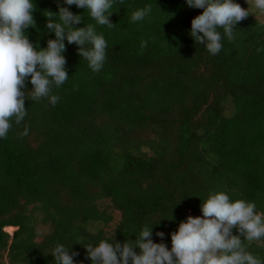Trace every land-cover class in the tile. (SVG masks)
I'll list each match as a JSON object with an SVG mask.
<instances>
[{"label": "trees", "instance_id": "obj_1", "mask_svg": "<svg viewBox=\"0 0 264 264\" xmlns=\"http://www.w3.org/2000/svg\"><path fill=\"white\" fill-rule=\"evenodd\" d=\"M58 2L82 16L74 27L103 35L106 61L93 72L65 41L69 77L53 85L54 106L33 101L27 79V115L0 138V264H56L58 243L79 253L75 264H92L84 246L134 241L146 225L170 250L171 233L215 192L264 214V24L244 1L234 0L249 16L232 41L217 29L216 55L190 35L203 9L186 0H114L112 28L64 0H33L25 34L40 48L55 39L46 16ZM245 244L264 260V238Z\"/></svg>", "mask_w": 264, "mask_h": 264}, {"label": "clouds", "instance_id": "obj_2", "mask_svg": "<svg viewBox=\"0 0 264 264\" xmlns=\"http://www.w3.org/2000/svg\"><path fill=\"white\" fill-rule=\"evenodd\" d=\"M264 14V0H247ZM67 5L86 9L99 25L115 26L109 19L114 0H64ZM191 8L203 9L191 22L190 35L195 42L206 46L212 54L222 49L221 33L229 41L235 39L236 25L249 16L234 0H186ZM57 13L46 17V27L55 33L46 48L34 45L25 30L36 26L33 0H0V138H6L12 121L19 126L27 115L25 107L26 81L30 77L33 88L29 91L33 101L49 98L54 106L59 97L51 95L53 85L60 87L69 75L66 70L65 41L78 45V54L88 61L93 72L102 70L106 61L107 42L97 34L93 25L74 27L83 22L68 7L60 6ZM152 10L146 5L132 13L131 21H142ZM53 14L58 16V21ZM202 34V35H201ZM90 45L91 47H87ZM141 52L147 41H141ZM28 135L25 126L19 137ZM202 216L189 215L180 222L178 231L171 233V249L165 243L152 240V228L147 225L135 234L137 239L123 243L105 239L97 246L88 244L86 258L92 264H264V260L247 251L245 241L264 238V214L256 212L254 203L232 201L225 192L210 193L201 205ZM237 229L239 235L233 234ZM156 235L164 239L165 233ZM243 237V239L241 238ZM140 251L137 253L136 249ZM52 255L56 264H75L78 252H71L57 244Z\"/></svg>", "mask_w": 264, "mask_h": 264}, {"label": "rangeland", "instance_id": "obj_3", "mask_svg": "<svg viewBox=\"0 0 264 264\" xmlns=\"http://www.w3.org/2000/svg\"><path fill=\"white\" fill-rule=\"evenodd\" d=\"M243 1H244L245 5L247 6V8L250 9V10L253 12L254 16H255L257 19H259V20L264 24V14L260 13V11H259L258 9H256V8L253 6V4H252L251 2L248 4L247 0H243ZM90 229L93 230L92 227H91ZM14 231H15V230H14ZM14 231H13V232H14ZM43 231H45L44 228H43ZM13 232H10V233L8 232V233H9L10 235H12ZM4 261H5V263L7 262L6 259H4Z\"/></svg>", "mask_w": 264, "mask_h": 264}]
</instances>
